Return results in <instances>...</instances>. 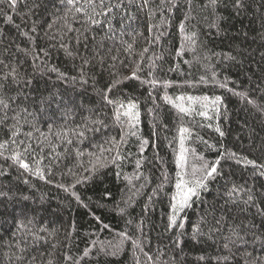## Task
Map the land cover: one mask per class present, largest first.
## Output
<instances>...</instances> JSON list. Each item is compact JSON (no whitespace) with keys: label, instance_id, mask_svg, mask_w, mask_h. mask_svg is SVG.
<instances>
[{"label":"snow or ice","instance_id":"1","mask_svg":"<svg viewBox=\"0 0 264 264\" xmlns=\"http://www.w3.org/2000/svg\"><path fill=\"white\" fill-rule=\"evenodd\" d=\"M253 3L255 0H208V4H201V7L210 9L215 18L211 27L216 29L217 34H222L221 21L226 19L223 12L230 11L235 16H241L252 8ZM49 4H41L39 0H32L31 5L29 0H0V6L16 13L21 21L16 23L12 15L0 8L5 23L14 27L17 33L14 37L0 28V132L7 134L6 138L0 139V160L5 162L0 164V178L8 177V169L15 168L21 176L27 174L30 178L51 184L53 169L59 167L62 160L73 157L76 167L87 173L81 178L72 168L67 169L69 174L77 177L70 186L74 189L76 185L99 177L109 167L122 169L133 155L125 149L134 138L138 148L133 161L136 171L133 177L125 175L124 179L129 184L133 178L141 179L142 170L150 162L145 152L153 142L141 135V105L135 97L125 94V86L133 89L145 86L154 104L148 109L153 120L152 136L156 135L158 124L166 127L160 120L161 106L155 102L154 93L176 111L181 121L175 159L180 171L176 173L175 193L170 197V213L164 224L170 243L164 249L158 248L155 258L145 252L148 264H189L184 256L189 241L216 248L215 257L199 256L197 264H264V183H260L259 188L255 183L251 186L238 184L229 181L225 173V168L232 164L242 165L245 169L250 168L259 182L264 180V163H257L234 150H221L217 144L194 133L191 126H183L185 117H203L209 123L204 125L197 121V127L213 128L223 138L226 133L219 126L218 118L226 113L227 108L222 96L181 94L173 98L167 91L160 95V89L166 90L174 85V81L161 78L158 74V71H164L166 54L171 55L174 51L176 56L183 57L186 51L195 53L202 44L198 31L190 26L195 19L192 15L195 11L193 0H159L158 4L154 0H49ZM21 6L27 11L21 12ZM257 7L264 10V0H260ZM182 8L186 14L176 25L181 37L179 49H165L163 45L169 38L173 17ZM53 9H62L63 14L58 15ZM140 13L149 22L146 26L151 35L144 37L145 46L137 50V38L144 36L134 26V22L140 19ZM157 14L161 17L159 23L155 22ZM33 15L38 18L32 19ZM261 20L264 27V15ZM261 39L264 41V35ZM42 41L49 43L42 44ZM156 48H160L158 54ZM150 49L152 56L148 57ZM57 53L72 65L71 71L62 70L52 62ZM260 55L264 64V52ZM246 56L250 57V54L234 50L225 54L223 61L243 65ZM203 59L210 57L205 55ZM167 71L176 69L168 67ZM212 79L215 81V73ZM200 81L207 82L206 77L201 76ZM129 82H132L131 85ZM215 82L221 88L226 87L224 83ZM185 83L195 87L187 81ZM261 87H264V77L255 89ZM228 91L250 105L264 123V103L260 102L264 97L257 98L247 89ZM212 121L217 123L213 125ZM41 123L47 128L46 132L41 130ZM90 137L97 138L91 141L96 151L86 152L79 146ZM193 139L215 151L217 158L208 160L195 148L188 147V142ZM158 156L157 152L154 158ZM219 179L225 180L223 195L202 210L195 223L189 224V211L197 202L203 203L202 195L210 192ZM166 182L168 176L165 174L149 201L163 191ZM23 183L29 184V179H24ZM56 186L69 192V187L64 184ZM6 188L0 186V205L4 209L0 212V226L7 225L12 237L6 245L9 262L14 257L16 264H56L53 253L49 252L47 258L43 256L45 245L51 244L53 249L58 246L52 241L60 233V229L45 226L43 217L39 215L46 211L45 195L40 196L38 207H30L36 203L32 196L22 193L19 196L10 195V189ZM69 194L81 207H89L78 192L71 191ZM14 200L21 206L16 208L13 205V210L8 212V206ZM129 202L130 199L125 203ZM144 211H151V206L146 205ZM94 219L99 221V217ZM144 224L145 221L141 220V233ZM103 227L107 229L108 225ZM76 231V225L69 223L68 229L64 230L65 240ZM122 235L124 239H130L127 234ZM132 243L143 251V241L133 240ZM93 247H97V242H93ZM119 250L120 245H105L103 242H99L97 248L99 253L113 256ZM37 251L41 255L37 256ZM90 252V249L85 250L81 259L88 257ZM65 258L79 264L71 256ZM136 264H140L138 258Z\"/></svg>","mask_w":264,"mask_h":264},{"label":"trees","instance_id":"2","mask_svg":"<svg viewBox=\"0 0 264 264\" xmlns=\"http://www.w3.org/2000/svg\"><path fill=\"white\" fill-rule=\"evenodd\" d=\"M39 2L49 4V0H39ZM31 3L32 0H29L30 5ZM154 3L158 4L159 0H154ZM259 3L260 0H255L252 8L241 16H235L230 11L223 12L226 17L225 20L221 21L224 31L222 34H217L216 29L211 27L215 18L210 14V9L201 7V4H208V0H193L195 11L192 12V15L195 19L191 21L190 26L198 31L202 44L195 53L186 51L183 57L176 56L174 51L171 55L166 54L163 62L164 71H158V74L161 78L174 81L173 87L166 90L160 89V95L167 91L168 95L173 98L181 94L222 96L227 108L226 113L218 118L219 126L226 133L223 138L219 137L213 128L197 127V121L204 125L209 123L203 117L197 116L195 119L185 117L183 126H191L194 133H199L210 143L217 144L218 147H221V150H234L249 159L255 160L257 163H264V123L250 105H247L233 92L228 91V89H234L235 91L247 89L257 98L264 97V87L255 89V86L261 82V77H264V64L261 63L260 55L264 52V41L261 39L264 35L261 20L264 10L257 7ZM49 7L51 8L50 4ZM0 8H3V6H0ZM3 10L12 15L16 23L21 22L16 13L6 8H3ZM20 11L26 12L27 9L21 6ZM53 11H56L58 15L63 14L62 9H53ZM185 14L186 10L182 8L173 17V26L169 32V38L167 43L163 45L165 49H179L181 37L176 25L182 21ZM139 16L140 19L134 22V26L144 36L137 38V50L145 46L144 37H150L151 35L146 26L149 22L144 14L140 13ZM37 18L36 15L32 16V19ZM25 19H28V17H25ZM160 20L161 17L157 14L155 22L159 23ZM0 28L6 29L14 37L17 35L15 28L5 23V18L2 15H0ZM53 31H55V28ZM125 39H131V37H125ZM41 43L47 44L49 42L42 41ZM234 50H243L246 54H250V57L246 56L244 59L243 65L223 61V56ZM159 51L160 48H156L157 54ZM147 55L148 57L152 56L151 49ZM205 55L210 59H203ZM52 62L62 70L71 71L72 65L65 60L62 54H55ZM148 62H150V59ZM168 67L175 68L176 71L168 72ZM145 72H147L146 67ZM214 73L215 81L226 84L225 88L219 87L218 83L213 81ZM201 76H205L207 82H201ZM249 76L252 77L251 80L248 79ZM185 81L194 84L195 87H189ZM131 83L129 82V85ZM41 84L43 85V82ZM181 84L184 86H175ZM41 90L43 91V87ZM148 91L149 89L145 86L136 87L135 89L125 86V94L135 97L141 105V135L144 138H150L153 142L145 152V156L150 162L142 170L143 177L141 179L136 180L133 178L131 184L124 179L125 175L133 177L136 171L133 161L138 148L134 138L125 149L133 155L124 163L122 169L109 167L99 177H94L91 182L76 185L74 189L70 186L77 177L69 174L67 169L72 168L81 178L87 173H83L81 169L76 167V161L73 157L62 160L59 167L53 169V176L50 177L53 180L51 184L44 183L35 177L30 178L27 174L21 176L15 168L8 169L10 173L8 177L0 178V186H7L6 190L10 189V195L19 196L22 193L32 196L36 203L30 205V207H38L40 196L45 195L47 203L44 208L46 211L40 212L39 215L43 217L45 226L60 229L59 236L55 241H52L58 246L54 249L51 248V244L44 246L43 256L45 258L51 252L54 254L56 264H73L72 261L65 258L67 256L73 257L74 260L79 261V264H136L137 258L140 264H148L144 255L145 252L155 258L157 249H164V246L170 243L169 234L164 231V224L167 215L170 213V197L175 193L176 173L180 171L175 164V159L176 152L179 149L178 128L181 126V121L176 111L165 105L159 96L154 93L155 102L161 106L159 109L160 120L166 127L158 124L155 129L156 135L152 136L153 120L148 114V109L153 108L154 104L148 96ZM85 99H87V96ZM260 102L264 103V99H261ZM106 111L108 110L106 109ZM58 123H62V121H58ZM211 123L215 125L217 121ZM40 127L42 131H47L43 123ZM112 134H115V132ZM6 135V133L0 132V139L6 138ZM96 139V137H90V140L85 141L79 147L86 152L96 151V148L91 145V141ZM187 146L195 148L198 154L204 155L208 160L217 158L215 151L209 150L198 140L189 141ZM157 152L159 156L154 158ZM86 159L87 157H85V161ZM44 163L47 164L48 161L45 160ZM0 164H5V162L0 160ZM225 173L229 181H235L238 184L247 183L251 186L255 183L259 188V184L264 183V180L257 182L252 175V170L250 168L245 169L242 165L232 164L230 167L225 168ZM165 174L168 176V182L164 184L163 191L153 197L152 201H149V197L161 184ZM24 179H29V184H24ZM57 184H64L69 187V192L57 187ZM224 184L225 180L219 179L214 182L210 192L202 195L203 203L197 202L193 210L188 213L189 224L195 223L202 214V210H206L208 205L215 201L219 195H223ZM140 185H143V187L141 188ZM71 191L78 192L89 207L84 208L77 204L69 194ZM129 199L130 202L125 203ZM219 203H223V201H219ZM13 205L16 208L21 206L17 200H14L9 204L8 212L13 210ZM146 205L151 206V211H144ZM120 209H124V211L121 212ZM3 210V205H0V212H3ZM94 217H99V221L95 220ZM8 220L11 223L10 217H8ZM141 220L145 221L143 233L140 231ZM69 223L75 224L77 231L73 233L71 238L65 240L64 230L68 229ZM104 224L108 225L107 229L103 227ZM226 229L227 225H225V234ZM11 231L15 230L12 229ZM122 234H127L130 239H124ZM0 237H2L0 239V264H16L14 257L11 262L8 260L9 249L6 245L12 240V237L9 235L7 225L0 226ZM133 240L143 241V251L138 250L133 245ZM93 242H97L96 248L93 247ZM99 242H103L105 245L109 243L120 245V250L115 256L103 255L97 251ZM87 249L91 250L90 255L81 259L83 252ZM35 254L37 256L41 255L39 251ZM202 255L215 257L217 255L216 248L210 244H195L189 241L184 250L186 261L189 264H197V257Z\"/></svg>","mask_w":264,"mask_h":264}]
</instances>
